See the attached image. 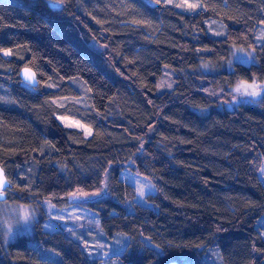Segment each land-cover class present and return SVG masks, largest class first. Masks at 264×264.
I'll use <instances>...</instances> for the list:
<instances>
[{
    "label": "trees",
    "instance_id": "trees-1",
    "mask_svg": "<svg viewBox=\"0 0 264 264\" xmlns=\"http://www.w3.org/2000/svg\"><path fill=\"white\" fill-rule=\"evenodd\" d=\"M197 1L186 12L178 0H51L59 10L49 0H0L5 201L62 208L78 200L105 237H128L116 256L122 264H210L203 257L211 249L219 264H264L256 226L264 215V94L256 105L219 109L236 83L264 86V41L256 43L264 0ZM208 21L221 24L222 36L210 35ZM230 46L252 50L256 62L198 72L204 62L223 64ZM23 67L35 72L36 88L20 81ZM166 73L169 89L160 85ZM126 170L152 183V207L127 211L135 189L120 179ZM99 263L64 231H46L43 218L31 235L0 243V264Z\"/></svg>",
    "mask_w": 264,
    "mask_h": 264
},
{
    "label": "rangeland",
    "instance_id": "rangeland-1",
    "mask_svg": "<svg viewBox=\"0 0 264 264\" xmlns=\"http://www.w3.org/2000/svg\"><path fill=\"white\" fill-rule=\"evenodd\" d=\"M171 1V0H170ZM176 0H173V2ZM178 4H198L197 0H178ZM165 3H169V0H165ZM200 7V6H199ZM196 9H189L185 7H175L186 12H194ZM207 27L209 29L210 35L222 36L223 30L220 23L217 21H208ZM264 41V28H259L257 30L256 43L260 44ZM4 51L2 55L4 57H9L5 55ZM9 53V52H8ZM254 52L249 49H244L241 47L230 46L228 59L220 65L212 64L211 62H204L199 67V73H211L214 74L217 71H231L232 66L235 63H241L245 65L255 63ZM242 84H253L240 81L233 85L228 91L232 94L231 101L220 105V110L231 109L234 105L244 104V105H256L257 101L262 98L264 94V86L262 83L255 82L257 86V95H247L244 89L241 87L240 91L236 89ZM25 85V84H24ZM84 85V86H83ZM161 88L169 89L171 87L170 76L166 73L165 77L161 80ZM28 87L27 85H25ZM82 96L79 103L86 105V98L88 96V91L86 90L85 84L78 85ZM29 88V87H28ZM251 91V90H249ZM57 120L61 125L70 130L81 131L85 137H89L90 134H86V127L75 126L76 120L65 118L62 116H57ZM79 124H81L79 122ZM72 125V126H69ZM82 125V124H81ZM89 130V129H88ZM91 133V131H90ZM263 170L261 171V178L263 179ZM120 179L134 187L135 197L132 203H126L125 206L127 211H132V206L139 205L144 207H152L146 201L147 195L155 194V188L152 183L145 177L131 173L130 171H122L120 174ZM143 189V195L138 191ZM78 200H74L70 206L67 207H57L49 201H46L40 205H22L12 202L3 201L0 202V243L2 246H6L8 243L13 242L16 238L20 236H29L32 233V225L39 218H43V228L46 231H64L69 237L73 238L78 242L82 250L91 258H99V264H122L116 256L120 255L126 248L128 237L122 234H116L112 238H107L102 233L99 228L97 219L92 211L85 209ZM27 214V221L24 220V215ZM256 226L260 229V233L264 238V215L261 216L256 221ZM119 241V243H117ZM118 249H123L119 254ZM209 257H203V260L210 264H219V259L215 250L207 251ZM47 259H55L56 255L47 252L44 256Z\"/></svg>",
    "mask_w": 264,
    "mask_h": 264
},
{
    "label": "snow or ice",
    "instance_id": "snow-or-ice-1",
    "mask_svg": "<svg viewBox=\"0 0 264 264\" xmlns=\"http://www.w3.org/2000/svg\"><path fill=\"white\" fill-rule=\"evenodd\" d=\"M169 2H170V0H169ZM175 6L178 7V8L186 6L189 9H196L200 5L195 4V3L188 4V3L185 2L184 4H176ZM49 7L54 9V10H59L60 9V5L51 3V0H49ZM9 54L10 53L5 52V55H9ZM23 75H24L25 80H27L29 82H32L35 79L34 73L27 67L23 70ZM241 87L244 89L245 94L252 95V96L257 95V90H256L257 86L255 85V82H253V84H242L236 90L240 91ZM249 90H251V91H249ZM69 126H72V125H69ZM75 126H78V127H81V128L84 127L83 125L79 124V122H76ZM85 132H86V134H91L90 130H88V129H85ZM7 183L8 182H7L6 178L4 177L2 170H0V196H3L4 193H3L2 190L5 188ZM138 191L140 192L141 195H143V189L142 188L139 189ZM72 195H73V197H75L76 195H83V196L92 195V196H95V195H99V193H91V194H89V193L78 192V193H74ZM23 218H24L25 221H27V219H28L27 214H25ZM117 243H119V241H117ZM122 251H123V249H118L116 254H119Z\"/></svg>",
    "mask_w": 264,
    "mask_h": 264
},
{
    "label": "water",
    "instance_id": "water-1",
    "mask_svg": "<svg viewBox=\"0 0 264 264\" xmlns=\"http://www.w3.org/2000/svg\"><path fill=\"white\" fill-rule=\"evenodd\" d=\"M26 67H23L22 69H20V71H19V73H18V77H19V79H20V81L23 83V84H25V85H27L28 87H30V88H36L37 86H38V78H37V76H36V74H35V72L32 70V69H30L33 73H34V76H35V79H34V81H32V82H29V81H27V80H25V78H24V75H23V70L25 69ZM28 68V67H27ZM0 170H2V172H3V175H4V177L6 178V176H5V173H4V171H3V169L0 167ZM6 180H7V185L5 186V188L2 190L3 191V196H0V202H3V201H5V199H6V191L7 190H9L10 189V187H11V184H10V182H9V180L6 178ZM170 264H176V262H172V263H170Z\"/></svg>",
    "mask_w": 264,
    "mask_h": 264
}]
</instances>
